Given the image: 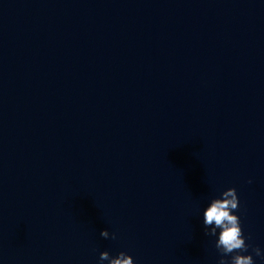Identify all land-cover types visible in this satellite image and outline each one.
<instances>
[{
  "label": "clouds",
  "instance_id": "9594fccd",
  "mask_svg": "<svg viewBox=\"0 0 264 264\" xmlns=\"http://www.w3.org/2000/svg\"><path fill=\"white\" fill-rule=\"evenodd\" d=\"M251 183V180L249 181ZM239 208V200L235 188L223 191L220 198H213L203 211V225L205 234L217 236L215 247L220 253L218 264H255L252 254L247 253L250 245L246 243V237L241 228L240 218L234 214ZM101 237L109 238V232L105 229L100 232ZM115 239V233L112 234ZM257 257L264 259L259 247L252 249ZM230 257V259H229ZM100 264L107 261L108 264H135L132 256L120 252L116 257H110L108 251L99 255Z\"/></svg>",
  "mask_w": 264,
  "mask_h": 264
},
{
  "label": "water",
  "instance_id": "95a60500",
  "mask_svg": "<svg viewBox=\"0 0 264 264\" xmlns=\"http://www.w3.org/2000/svg\"><path fill=\"white\" fill-rule=\"evenodd\" d=\"M0 264H12V220L9 183L7 95L0 23Z\"/></svg>",
  "mask_w": 264,
  "mask_h": 264
}]
</instances>
